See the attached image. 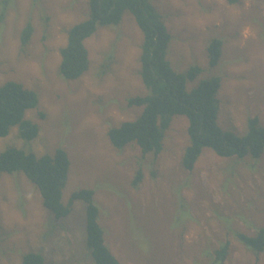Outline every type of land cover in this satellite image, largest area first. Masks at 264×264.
I'll use <instances>...</instances> for the list:
<instances>
[{
    "label": "rangeland",
    "instance_id": "1",
    "mask_svg": "<svg viewBox=\"0 0 264 264\" xmlns=\"http://www.w3.org/2000/svg\"><path fill=\"white\" fill-rule=\"evenodd\" d=\"M151 1L172 35L167 57L173 68H203L187 89L221 77V127L245 135L254 116L264 126V0ZM2 9L0 84L14 80L37 92L38 107L25 118L39 125V134L24 139L14 126L0 136V152L16 146L41 155L64 148L71 163L63 202L76 190L94 189L106 243L121 264H214L216 250L228 241L223 264H264V251L258 254L238 237L264 228V152L224 157L204 147L188 170L185 115H173L157 155L136 143L118 149L110 141L111 127L143 112L128 99L151 92L141 76L144 33L131 12L85 40L90 67L66 79L60 49L69 29L89 17V0H0ZM28 22L33 32L23 46ZM216 37L224 41L223 53L211 67L207 47ZM138 169L143 178L134 186ZM0 233L3 264H23L31 251L47 264H96L86 242V202L76 200L69 215L56 218L22 171L0 174Z\"/></svg>",
    "mask_w": 264,
    "mask_h": 264
},
{
    "label": "trees",
    "instance_id": "2",
    "mask_svg": "<svg viewBox=\"0 0 264 264\" xmlns=\"http://www.w3.org/2000/svg\"><path fill=\"white\" fill-rule=\"evenodd\" d=\"M239 0H228L237 3ZM7 2V0H4ZM90 15L73 25L68 31L66 44L60 49V74L66 79L81 77L90 67L89 50L85 40L96 32L99 26L117 25L129 11L144 33L141 56V76L151 90L145 96L128 99L130 106H143V112L136 119L125 120L108 131L112 144L123 149L136 143L143 153L159 154L164 148L166 130L170 127L173 115H185L189 119L188 132L191 143L186 148L183 165L193 170L204 147H211L218 155L244 157L250 153L260 157L264 152V126L258 116L249 119V130L238 135L225 130L218 122L219 98L222 85L219 75L203 79L199 85L187 89L189 80L199 76L203 68L192 65L187 72L175 70L167 57L171 33L164 16L151 0H89ZM4 8V6H3ZM5 10L0 13V22ZM33 32L30 22L21 34V43L27 45ZM224 41L213 38L208 47L211 67L218 65L223 53ZM103 71H107L105 66ZM110 69V68H109ZM39 96L36 91L25 87L21 82L9 80L0 84V136H7L12 127L17 126L22 138L32 140L39 134V125L25 118L28 109L37 108ZM44 116L43 112H40ZM68 152L61 147L54 153L38 155L32 150L8 146L0 152V174L22 171L40 190L43 205L56 218L69 215L73 203L80 199L86 202V242L96 264H121L106 243L104 228L99 222L100 207L94 199L95 191L82 188L72 193L68 203L63 202V190L68 181L70 168ZM143 172L138 169L132 184L138 186ZM239 239L258 254L264 251V228L256 236L238 234ZM1 241V233H0ZM230 242H225L216 250L214 264H223L227 258ZM23 264H47L40 252H27ZM0 264H3L0 260Z\"/></svg>",
    "mask_w": 264,
    "mask_h": 264
}]
</instances>
